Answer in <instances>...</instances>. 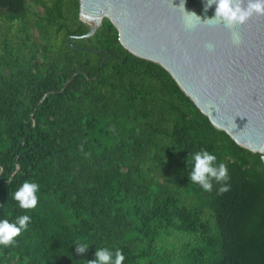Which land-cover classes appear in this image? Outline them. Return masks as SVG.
I'll return each instance as SVG.
<instances>
[{
  "label": "trees",
  "instance_id": "16d2710c",
  "mask_svg": "<svg viewBox=\"0 0 264 264\" xmlns=\"http://www.w3.org/2000/svg\"><path fill=\"white\" fill-rule=\"evenodd\" d=\"M77 9L0 0V220L31 216L0 264H88L102 247L123 264H264L261 152L122 47L108 18L82 34ZM202 148L227 165L230 191L189 179ZM25 180L40 186L32 210L13 199Z\"/></svg>",
  "mask_w": 264,
  "mask_h": 264
},
{
  "label": "water",
  "instance_id": "95a60500",
  "mask_svg": "<svg viewBox=\"0 0 264 264\" xmlns=\"http://www.w3.org/2000/svg\"><path fill=\"white\" fill-rule=\"evenodd\" d=\"M206 2L78 0L77 15L88 25L84 35L108 18L122 47L162 66L213 126L261 152L264 165V15L230 30L207 20L216 5L205 10Z\"/></svg>",
  "mask_w": 264,
  "mask_h": 264
},
{
  "label": "clouds",
  "instance_id": "9594fccd",
  "mask_svg": "<svg viewBox=\"0 0 264 264\" xmlns=\"http://www.w3.org/2000/svg\"><path fill=\"white\" fill-rule=\"evenodd\" d=\"M216 5L214 18L209 21L223 22L224 26L230 30L237 25L244 24L253 14L264 15V0H207L205 10ZM199 18V17H198ZM232 41L234 44L241 42L239 32L232 31ZM209 50L213 45H207ZM187 162L192 165L189 179L197 184L205 192L213 191V182L219 184L216 189L219 195L230 191L231 185L228 183L230 177L228 167L224 163L217 164L216 155L206 149H199L192 152ZM39 184L34 181L25 180L13 193V199L23 210L35 209L38 204ZM31 222L30 215L18 216L14 221L8 219L0 220V246L8 248L17 244L16 238L28 229ZM75 252L84 254L88 251L87 242L76 241ZM125 256L120 249L110 250L107 247L96 248L94 258L88 260V264H123Z\"/></svg>",
  "mask_w": 264,
  "mask_h": 264
},
{
  "label": "rangeland",
  "instance_id": "374dc122",
  "mask_svg": "<svg viewBox=\"0 0 264 264\" xmlns=\"http://www.w3.org/2000/svg\"><path fill=\"white\" fill-rule=\"evenodd\" d=\"M29 3H31V2H29ZM31 5H32V3H31ZM34 8H35V10H36V8H40V6H37V5H36Z\"/></svg>",
  "mask_w": 264,
  "mask_h": 264
}]
</instances>
